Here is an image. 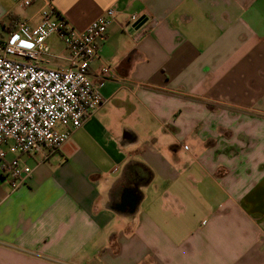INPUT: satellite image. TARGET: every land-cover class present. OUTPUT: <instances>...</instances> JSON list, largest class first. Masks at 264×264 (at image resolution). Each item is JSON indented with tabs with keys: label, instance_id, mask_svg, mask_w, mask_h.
Segmentation results:
<instances>
[{
	"label": "crops",
	"instance_id": "crops-1",
	"mask_svg": "<svg viewBox=\"0 0 264 264\" xmlns=\"http://www.w3.org/2000/svg\"><path fill=\"white\" fill-rule=\"evenodd\" d=\"M47 4L78 31L115 12L107 101L22 185L0 170V264H264V0H0V38Z\"/></svg>",
	"mask_w": 264,
	"mask_h": 264
},
{
	"label": "built area",
	"instance_id": "built-area-1",
	"mask_svg": "<svg viewBox=\"0 0 264 264\" xmlns=\"http://www.w3.org/2000/svg\"><path fill=\"white\" fill-rule=\"evenodd\" d=\"M12 1L22 8L33 2ZM38 15L36 24L28 19L10 22L0 38V170L14 187L25 183L32 173L20 156L43 151L45 160L58 152L106 103L99 87L111 76V69L104 66L94 85L89 68L114 20L113 9L104 10L82 31L75 30L50 4ZM128 22L135 42L157 25L144 15L133 14ZM52 35L67 53L68 64L60 69L39 63L51 56L47 40Z\"/></svg>",
	"mask_w": 264,
	"mask_h": 264
},
{
	"label": "rangeland",
	"instance_id": "rangeland-1",
	"mask_svg": "<svg viewBox=\"0 0 264 264\" xmlns=\"http://www.w3.org/2000/svg\"><path fill=\"white\" fill-rule=\"evenodd\" d=\"M47 42L49 44V47H51L50 50H52V48L58 49V50L62 48V44L57 39V37L54 35L50 36Z\"/></svg>",
	"mask_w": 264,
	"mask_h": 264
}]
</instances>
